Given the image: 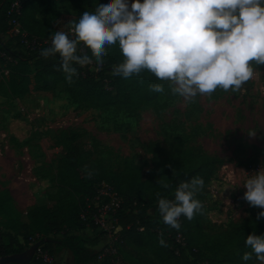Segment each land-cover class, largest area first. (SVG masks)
<instances>
[{"label": "trees", "instance_id": "trees-1", "mask_svg": "<svg viewBox=\"0 0 264 264\" xmlns=\"http://www.w3.org/2000/svg\"><path fill=\"white\" fill-rule=\"evenodd\" d=\"M15 0L0 1V93L10 98L28 95L33 87L52 92L59 83L73 99H81L98 109L120 107L136 113L143 106L159 99L161 93L150 85L161 83L157 77L144 70L138 76L123 78L112 74L114 64L124 59L118 44L109 46L102 64L84 41L79 45L88 49L92 59L77 63V71L68 79L60 67L59 56L45 58L41 49L51 46L54 23L47 17L59 5L80 3L92 6L94 0H19L21 15L17 17L20 30L9 34L11 26L7 10ZM25 36V37H24ZM29 41V46L23 40ZM58 162V200L54 207L36 205L25 213L18 209L8 189L0 191V258L20 254L31 243L41 245L54 257L69 250L77 263L98 261L101 250L95 252L89 244H97L105 233L98 231L93 240L83 236L88 227L98 230L94 222L84 216L96 212L95 199L102 184L111 186L121 197L122 205L116 211L118 232L116 246L126 264H245L242 255L250 249L246 236L255 231L264 234V218L257 215L245 218L226 229L216 232L204 230V194L224 159L196 152L176 139L173 151L158 166L156 177L148 176L142 167L127 165L120 171L108 169L100 159L86 157L82 150L66 143ZM87 167V170H82ZM193 176L204 179V187L197 198L202 210L189 220L180 217L185 246L176 242L178 231L165 224L158 211V199L174 198L175 189ZM160 181V182H159ZM167 184L168 187H163ZM143 228V231L139 229ZM163 236L167 246L159 240ZM128 245L132 248L127 250ZM255 256L247 264H256ZM30 264H43L34 259Z\"/></svg>", "mask_w": 264, "mask_h": 264}, {"label": "rangeland", "instance_id": "rangeland-1", "mask_svg": "<svg viewBox=\"0 0 264 264\" xmlns=\"http://www.w3.org/2000/svg\"><path fill=\"white\" fill-rule=\"evenodd\" d=\"M85 6L59 5L47 17L54 23L53 32L68 31ZM163 83L165 91L159 99L136 113L92 107L70 97L62 83L53 95L33 98L27 107L12 99L1 101L0 191L11 192L25 220V213L38 203L55 206L58 162L66 143L88 158L100 159L110 170L140 166L150 177L157 176L159 163L171 155L178 138L196 152L224 159L218 169H226V175L241 182L251 173L246 171L249 162L264 166V65L255 66L254 76L235 91L218 88L190 101L173 95ZM241 194L233 199L230 217L238 218L251 207L249 202L238 206ZM93 230L90 227L83 234L93 237ZM106 243L104 237L103 246ZM131 248L128 245L127 250Z\"/></svg>", "mask_w": 264, "mask_h": 264}, {"label": "clouds", "instance_id": "clouds-1", "mask_svg": "<svg viewBox=\"0 0 264 264\" xmlns=\"http://www.w3.org/2000/svg\"><path fill=\"white\" fill-rule=\"evenodd\" d=\"M81 40L98 64L109 46L118 44L124 59L113 65V75L127 79L147 70L162 81L150 85L153 91L163 93L166 82L173 95L190 101L218 88L235 91L254 76L255 66L264 65V0H94L68 31L54 32L41 55H58L71 79L75 62L92 59ZM204 183L203 177L193 176L177 186L174 198L161 196L157 203L163 222L178 230L182 215L191 220L200 212L197 195ZM242 185L243 199L262 209L257 219L264 218V166ZM159 243L167 246L162 235ZM245 245L250 249L242 255L245 264L253 256L264 264V234L253 231Z\"/></svg>", "mask_w": 264, "mask_h": 264}, {"label": "crops", "instance_id": "crops-1", "mask_svg": "<svg viewBox=\"0 0 264 264\" xmlns=\"http://www.w3.org/2000/svg\"><path fill=\"white\" fill-rule=\"evenodd\" d=\"M44 94L53 95L51 92L43 91L40 89L35 90V87H33L31 93H29L26 96L15 99L4 96L0 93V102L3 100L12 99V101L20 103V105H23V107H27V103L31 99L36 97L40 98ZM225 171L226 169L223 170L218 169V171L215 174V177L207 185V189L204 194L205 220L203 225H204V230L207 232H216L222 229H226L232 224L238 223L245 218L256 216L257 213L262 210L258 207H253L250 205L251 207L250 208L248 207L247 210L242 212L238 218L229 216L234 197L238 193L241 192L245 193L246 188L242 185L243 182L239 181L235 175L228 176L225 174ZM38 205L54 207L47 205V203L45 202L38 203ZM89 229L90 227H88L85 230L88 231ZM83 231L81 233L83 236H85L83 234ZM93 232L95 234L93 237L87 236L90 238V240H93L94 237L96 236L95 230H93ZM89 246L95 252L100 251L103 246V238L99 243L89 244ZM53 264H81V263H77L74 259L73 254L69 250L64 249L58 252L54 256ZM88 264H99V263L98 261H92L89 262Z\"/></svg>", "mask_w": 264, "mask_h": 264}, {"label": "built area", "instance_id": "built-area-1", "mask_svg": "<svg viewBox=\"0 0 264 264\" xmlns=\"http://www.w3.org/2000/svg\"><path fill=\"white\" fill-rule=\"evenodd\" d=\"M20 15L21 2L19 0H15L10 4L7 10V17L9 18V24L11 26V29L9 30L10 35H14L15 33L19 32L20 24L17 20V17ZM23 43L29 46V41L27 39H24ZM261 166V163L252 161L247 164L246 171L253 173L259 170ZM236 202L238 206L244 205L245 203L248 204V202L243 199L242 194L238 197ZM92 205H94L97 211H92L87 217L83 215V219L94 222V224L98 228V231L104 232V237L107 238V243L101 249L98 260L102 264H126L119 255L118 248L116 246L117 232L119 228L117 225L115 214L122 205L121 197L111 186L104 183L98 189V193L95 199L91 200L89 207ZM139 230L143 231V228H140ZM177 231L178 233L175 236L176 242L180 245L185 246V238L183 234L179 232V229ZM32 245H34V243H31V246ZM35 258L42 260L43 264H53L54 261V257L48 250H45L42 246L38 248L35 254Z\"/></svg>", "mask_w": 264, "mask_h": 264}, {"label": "water", "instance_id": "water-1", "mask_svg": "<svg viewBox=\"0 0 264 264\" xmlns=\"http://www.w3.org/2000/svg\"><path fill=\"white\" fill-rule=\"evenodd\" d=\"M44 243V241H39L36 244L29 247L23 253L13 254L0 258V264H30L34 262L35 254L38 248Z\"/></svg>", "mask_w": 264, "mask_h": 264}]
</instances>
